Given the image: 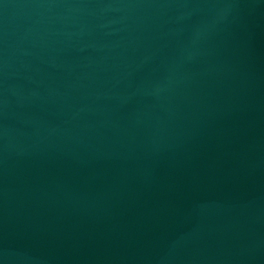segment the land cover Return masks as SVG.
<instances>
[{
    "label": "water",
    "instance_id": "water-1",
    "mask_svg": "<svg viewBox=\"0 0 264 264\" xmlns=\"http://www.w3.org/2000/svg\"><path fill=\"white\" fill-rule=\"evenodd\" d=\"M0 264H264V0H0Z\"/></svg>",
    "mask_w": 264,
    "mask_h": 264
}]
</instances>
